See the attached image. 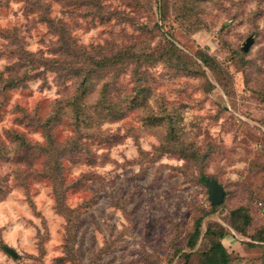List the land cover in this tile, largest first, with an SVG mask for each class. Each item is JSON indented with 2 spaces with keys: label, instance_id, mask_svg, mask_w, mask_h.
Masks as SVG:
<instances>
[{
  "label": "rangeland",
  "instance_id": "374dc122",
  "mask_svg": "<svg viewBox=\"0 0 264 264\" xmlns=\"http://www.w3.org/2000/svg\"><path fill=\"white\" fill-rule=\"evenodd\" d=\"M263 210L264 0H0V264H264Z\"/></svg>",
  "mask_w": 264,
  "mask_h": 264
},
{
  "label": "water",
  "instance_id": "95a60500",
  "mask_svg": "<svg viewBox=\"0 0 264 264\" xmlns=\"http://www.w3.org/2000/svg\"><path fill=\"white\" fill-rule=\"evenodd\" d=\"M251 42V37H248L242 47L243 50H247L249 43ZM208 190L209 202L213 205L219 204L223 201L224 190L222 186L215 179H207L205 181ZM6 251L12 256H15V252L9 247H5Z\"/></svg>",
  "mask_w": 264,
  "mask_h": 264
},
{
  "label": "trees",
  "instance_id": "16d2710c",
  "mask_svg": "<svg viewBox=\"0 0 264 264\" xmlns=\"http://www.w3.org/2000/svg\"><path fill=\"white\" fill-rule=\"evenodd\" d=\"M121 56V55H120ZM135 57H137L138 58V55H135ZM96 64V68H99V66H102V67H104V66H106V64L105 63H101V62H97V63H95ZM94 71H96V72H98V70H85V71H83L82 73H80L79 75L81 76V83L80 84H85V83H88V81L90 80L89 78H90V74L92 73V72H94ZM86 73V74H85ZM105 97H103V99H104ZM112 108V105H110V107H109V109H111ZM74 113H75V115H76V117L78 116V114H80V112H78L79 110H80V108L78 107V106H76L75 105V108H74ZM81 114H82V112H81ZM210 179H213V178H210ZM207 180V179H206ZM263 214H264V210H263ZM225 259L224 258H222V261H224Z\"/></svg>",
  "mask_w": 264,
  "mask_h": 264
}]
</instances>
